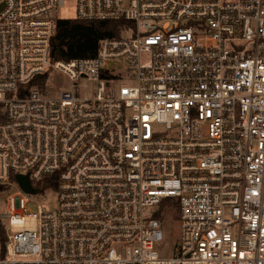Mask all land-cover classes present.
Here are the masks:
<instances>
[{"label": "built area", "instance_id": "1", "mask_svg": "<svg viewBox=\"0 0 264 264\" xmlns=\"http://www.w3.org/2000/svg\"><path fill=\"white\" fill-rule=\"evenodd\" d=\"M63 1L0 0V264H264V0H76L119 35L53 61Z\"/></svg>", "mask_w": 264, "mask_h": 264}, {"label": "trees", "instance_id": "2", "mask_svg": "<svg viewBox=\"0 0 264 264\" xmlns=\"http://www.w3.org/2000/svg\"><path fill=\"white\" fill-rule=\"evenodd\" d=\"M120 25L118 21L58 20L51 43V58L53 61L93 58L99 41L118 37ZM4 255L5 231L0 221V257Z\"/></svg>", "mask_w": 264, "mask_h": 264}, {"label": "rangeland", "instance_id": "3", "mask_svg": "<svg viewBox=\"0 0 264 264\" xmlns=\"http://www.w3.org/2000/svg\"><path fill=\"white\" fill-rule=\"evenodd\" d=\"M59 16L64 20H75L76 15V0H64L63 7L59 11ZM119 65L121 71H125L129 68L126 61L121 60L116 63ZM108 67L112 68V62H108ZM83 83V81H81ZM95 83L86 84V91L91 95L95 91ZM69 90L68 82L60 76L54 74L52 76V83L50 86L51 95L58 98L63 92ZM3 198L4 195L0 196V214L3 211ZM35 203L45 210H54L58 205L57 193L53 190L45 191L42 195L34 196ZM36 204H32L30 208L32 212H37ZM7 226V221L3 220V226ZM163 240L159 244L157 251L160 256L168 258L173 256V251L177 248L179 243L178 238V223L175 221L163 222L160 226Z\"/></svg>", "mask_w": 264, "mask_h": 264}, {"label": "water", "instance_id": "4", "mask_svg": "<svg viewBox=\"0 0 264 264\" xmlns=\"http://www.w3.org/2000/svg\"><path fill=\"white\" fill-rule=\"evenodd\" d=\"M16 180L19 183V185L22 188V190L25 193H28V194H37V193L41 192L42 189L44 188V186H42L39 189H33L31 187L29 181H28V177L27 176L18 175V176H16Z\"/></svg>", "mask_w": 264, "mask_h": 264}]
</instances>
